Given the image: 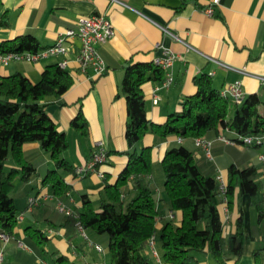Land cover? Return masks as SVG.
<instances>
[{"label":"crops","instance_id":"obj_1","mask_svg":"<svg viewBox=\"0 0 264 264\" xmlns=\"http://www.w3.org/2000/svg\"><path fill=\"white\" fill-rule=\"evenodd\" d=\"M212 0H0V21L5 18L6 26H0V44L31 33L42 48L52 45L58 33L74 27L79 17L92 14L105 15L114 27V36L98 46L106 71L94 75L91 69L81 72L73 59L68 57L67 70L74 77V84L61 97L46 103V111L59 131L68 140L64 155L74 168L82 167L96 150L95 143L101 142L109 157L104 164L83 176L64 174L65 182L71 186L68 196L62 200L52 195L50 186L41 180L47 170L53 168L48 152L37 142L25 143L23 150L35 167L37 174L28 182H20L19 191L12 195L19 209V224L16 231L28 226L46 232L50 237L47 250H58L77 264H106L104 257L105 237L84 231L68 242L62 224L65 215L56 208L62 203L72 211L82 210V196L86 195L95 210L106 199L104 179L113 184L124 168L127 158L116 152L127 150L124 130L127 120L125 99L119 94L126 61H153L164 56V50L171 51L175 58L168 71L173 81L165 89L158 83L142 85L146 115L150 121L163 124L168 115L181 111V102L195 93L194 79L208 75L214 89H222L235 81L240 82L245 97L258 96L264 105V0H219L211 15L203 9ZM166 27L172 35L162 31ZM62 57H47L36 62L10 61L0 65V75L7 76L19 72L32 82L38 81L44 66L57 63ZM158 86V87H157ZM157 87V89H155ZM154 98L157 102L154 103ZM81 113L85 123V133L75 130L70 121ZM223 138L225 141L221 140ZM212 141L210 158L192 139L176 136L160 137L147 133L136 145V151L151 146V188L158 215L155 224L154 249L145 251L150 264H166L162 261L159 232L168 221L180 224L179 211H171L163 190L164 174L161 166L163 153L179 144L192 151L200 171L220 177L225 186L227 169L231 164L240 168L255 166L257 180L262 182L258 198L263 201L264 181L260 175L262 162L259 156L263 146H250L242 143L238 134L219 126L218 136ZM131 183L125 187V196ZM30 198L34 203L29 204ZM239 210L243 213L246 236L241 257L236 264H255V246L260 240L252 235L249 198L238 194L230 210L225 203L219 205L223 223V235L233 233ZM157 238V240H156ZM92 243L100 245L98 252ZM264 246V243H263ZM4 264H27L18 257L25 247L3 244ZM235 259L228 264H234ZM111 262V261H110ZM38 264H52L49 259L36 258ZM198 264H216L208 250L199 256ZM264 264V251L260 255Z\"/></svg>","mask_w":264,"mask_h":264},{"label":"trees","instance_id":"obj_2","mask_svg":"<svg viewBox=\"0 0 264 264\" xmlns=\"http://www.w3.org/2000/svg\"><path fill=\"white\" fill-rule=\"evenodd\" d=\"M6 24L2 18L0 26ZM41 49L31 33L0 44V54L34 53ZM126 63L119 94L125 99L127 150L116 152L125 155L126 164L113 184L107 183L105 175L106 199L102 200L98 210L83 195L82 210L73 211L75 217L66 216L62 227L68 242L79 233L77 223L83 231L104 236L111 264H150L145 251L149 249V239L154 236L158 215L151 188L152 147L145 146L136 151V145L147 133L193 141L198 137L215 138L219 126L240 137L264 136V105L255 94L246 96L239 104L234 103L213 88L208 75H202L194 79L196 91L183 99L179 113L168 115L163 124L153 123L146 115L142 85L161 82L165 71L152 61H138L133 57ZM74 81L70 71L57 63L44 66L36 82L19 72L0 75V235L7 237V242L0 237V264H4L3 244L17 247L19 242L30 251V254L21 250L17 253L24 263L38 264L36 258H41L49 259L52 264H77L58 250H47L50 237L46 232L28 226L22 229L20 236L16 231L19 209L11 196L15 179L28 183L37 174L23 150V145L30 142H37L48 152L53 163V168L42 177V184L50 186L52 195L59 200L71 191L63 177L64 174L76 176L75 168L62 156L68 148V140L47 113L46 103L65 94ZM70 125L85 133L80 112ZM9 157L13 166L7 171L5 162ZM108 157L109 153H106ZM161 166L169 209L179 211L181 215L179 225L170 220L160 229L164 263L198 264L199 256L207 249L216 264H228L233 259L236 264L246 239L243 213L239 210L235 231L223 235L219 205L224 202L230 210L238 193L249 198L252 235L260 238L255 246V264H260V255L264 251V207L258 198L262 182L257 180L255 166L240 168L231 164L223 190L215 176L200 171L192 151L182 144L163 153ZM129 183L131 189L125 196V187Z\"/></svg>","mask_w":264,"mask_h":264},{"label":"built area","instance_id":"obj_3","mask_svg":"<svg viewBox=\"0 0 264 264\" xmlns=\"http://www.w3.org/2000/svg\"><path fill=\"white\" fill-rule=\"evenodd\" d=\"M115 1V0H110ZM219 0H212L211 3L203 9V11L211 15L214 5H217ZM162 31L165 33L171 34L166 27H161ZM115 30L109 19L103 14H92L85 17H79L74 22V27L65 29L63 32L58 33L55 41L52 45L45 47L37 52H20V53H4L0 54V65H7L10 61H27V62H36L40 59L47 57H62L60 61L57 62L58 66L66 69L68 66V57L73 56L74 61L76 62L79 70L81 72H86L87 69H91L94 75H101L106 71V65L101 57L98 46L104 44L109 39L114 36ZM175 58V55L169 51L164 50V56L161 58H154L153 63L161 67L165 71L164 79L159 83L160 88L167 89L172 81V75L168 71L169 67L172 65V62ZM157 86V87H158ZM155 87V89H157ZM220 94L224 97L232 98L234 103H241L245 98L243 91L241 90L240 82L235 81L231 84L226 85ZM154 103L157 102V98H154ZM224 142L223 138H220ZM180 138L178 141L180 142ZM242 143L245 145H258L264 147V136H251L247 135L242 137ZM194 144L196 147L201 148L206 157L210 158V147L212 141L205 138H195ZM96 150L92 153L90 159L82 167L75 168V173L77 176H83L88 172H94L97 165L104 164L106 161V152L102 148L101 142L95 143ZM259 160L262 162L260 168V175L264 181V153L259 156ZM219 183V188L224 189V185L220 183V177H217ZM34 198H30L28 203L33 204ZM57 210L63 213L65 216H74L75 213L66 208L62 203L57 204ZM79 233L85 238V233L83 228L79 223L76 224ZM1 239L7 242V237L0 235ZM19 246H23L20 242ZM149 249L153 256L157 257V252L154 249V236H152L148 241ZM94 248L101 252L102 248L99 245H94ZM2 259V252L0 250V260Z\"/></svg>","mask_w":264,"mask_h":264},{"label":"rangeland","instance_id":"obj_4","mask_svg":"<svg viewBox=\"0 0 264 264\" xmlns=\"http://www.w3.org/2000/svg\"><path fill=\"white\" fill-rule=\"evenodd\" d=\"M231 100H233L232 98H230ZM64 155L67 157V158H70V154H64L63 153V157ZM13 166V162L11 160V158L9 157L6 162H5V170H9L11 167ZM19 185H20V181L18 179H15L14 181V188L13 190L11 191V196L16 194L18 191H19ZM58 204V203H57ZM57 208V207H56ZM157 240V238H156ZM104 257L107 259V263L106 264H111V256H110V253L106 250L105 254H104Z\"/></svg>","mask_w":264,"mask_h":264}]
</instances>
